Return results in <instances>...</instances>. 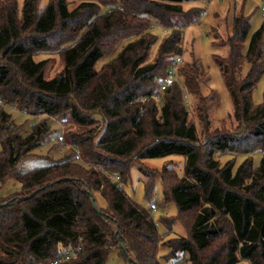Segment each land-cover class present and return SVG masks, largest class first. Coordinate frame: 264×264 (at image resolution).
<instances>
[{"label": "trees", "instance_id": "obj_1", "mask_svg": "<svg viewBox=\"0 0 264 264\" xmlns=\"http://www.w3.org/2000/svg\"><path fill=\"white\" fill-rule=\"evenodd\" d=\"M38 2L24 0L20 7L0 0V186L21 185L0 200V264H107L114 249L131 264H167L159 257L162 246L171 264H264V103L251 102L264 74V24L246 53L251 24L243 8L231 34L221 38L220 26L214 30L215 46L228 48L227 56L214 58L239 122L232 132L226 119L212 129L210 111L220 102L206 105L201 86L210 77L198 59L184 62L181 81L165 92L148 84L182 57L184 30L205 12L193 5L210 0H49L43 10ZM155 26L168 34L156 63L145 65L158 39ZM127 40L117 57L95 69ZM50 53L64 67L47 78L49 59L36 58ZM138 81L146 87L136 89ZM185 96L202 103L194 106ZM10 109L40 120L24 133ZM193 109L203 139L189 120ZM54 121L68 127L66 141L82 160L69 151L50 166L22 172L21 163L51 141ZM169 156L185 159L183 176L169 165L158 171L143 164ZM133 167L148 178V195L161 177L164 204L177 206L187 235L160 234L150 211L129 196ZM107 173L119 175L125 189ZM89 191L96 203V193L105 200L101 213ZM65 250L76 255L65 259Z\"/></svg>", "mask_w": 264, "mask_h": 264}, {"label": "rangeland", "instance_id": "obj_2", "mask_svg": "<svg viewBox=\"0 0 264 264\" xmlns=\"http://www.w3.org/2000/svg\"><path fill=\"white\" fill-rule=\"evenodd\" d=\"M19 6L22 7L24 0H17ZM38 6L40 10H43L48 4L49 0H38ZM80 3H72L70 8L74 9ZM192 4L186 6L189 7ZM193 6H202L205 12L202 14L199 22L187 27L184 30V52L182 55V60L185 63L191 62L194 58L198 59L207 72L210 81L204 82L201 86L202 96L208 99L206 103L207 106L216 104L220 105L217 108H212L210 111V118L212 121V129L221 128V121L226 119L225 130L235 132L239 127V122L234 117V105L231 94L226 86L225 79L220 71L219 65L215 60V56L225 57L228 54V48H221L215 46L214 30L220 26V37L226 34L232 33L233 18L237 16L241 9L243 8V14L249 18L251 29L248 39L245 43L244 52L246 53L251 37L263 26L264 24V11H262L258 6H256L253 0H210L209 3L203 5L201 3H195ZM177 21V19L175 20ZM227 26H226V24ZM153 33L158 37L156 44L151 48L145 65H152L156 63L158 57L159 48L163 42V39L168 34L167 30H163L159 26L153 28ZM221 37V38H222ZM55 39V37H54ZM132 40L125 41L116 51L109 57H105L100 60L95 69L101 71L106 63L112 60V58L117 57L121 52L122 48L127 45ZM49 59L46 69V77L52 78L62 71L64 67L63 60L59 54L50 53L43 54L36 58V60ZM183 62V64H184ZM160 73V72H159ZM164 75V74H163ZM163 75L156 74L148 82L149 85H154L157 88V83L161 80ZM180 82L181 79L178 78ZM146 83L138 81L135 85L136 89L138 87H146ZM214 90V91H213ZM215 92L216 95L212 97ZM186 100L192 101L194 106L198 103H202L199 98H189L185 96ZM203 97V98H204ZM251 102L254 106L261 105L264 103V74L258 82L257 86L254 88L251 94ZM162 106V102H159ZM212 106V107H213ZM12 114L13 122L17 127H21L24 133H29L32 127L38 123L40 118L28 116L16 109H10ZM189 120L194 123L197 127L199 137L204 138L203 127L199 120L196 118V112L193 109L190 112ZM61 122H53V136L51 141L44 143L39 148L35 149L30 156L26 158L20 165V170L22 172H30L33 170H40L47 166H50L53 162L61 159L69 150L64 146V144L58 142V137L61 132ZM68 129L67 126H65ZM72 129V127H71ZM75 130V128H73ZM73 130V131H74ZM2 146L0 143V151ZM244 156L236 157L235 170L244 161ZM262 159V154L257 153L253 155L254 166H259ZM228 160L227 157L223 161ZM143 164L151 169H156L158 171L162 170L165 165L174 168L178 176H183L185 159L180 156H169L165 158H155L147 159L143 161ZM148 178L144 176L137 167L131 169L130 177L126 185V191L134 201L139 205L147 208L154 221L157 224L158 231L160 234H165L171 230L173 234H178L179 236L187 235V229L185 225L177 219L178 209L175 204H164L163 191L164 185L160 176H156L152 181L151 194L148 192ZM21 190V185L15 181L9 180L2 186H0V200H4L6 197ZM97 206L100 208L106 207V202L100 195V193L95 194ZM155 204L157 209L155 211L150 210V205ZM166 219H171L172 222L170 226L165 223ZM172 237V236H170ZM169 253V248L162 246L159 250V257L163 263L171 264V260L168 261L164 257ZM107 264H131L126 261L121 255L120 250L114 249L109 255Z\"/></svg>", "mask_w": 264, "mask_h": 264}, {"label": "built area", "instance_id": "obj_3", "mask_svg": "<svg viewBox=\"0 0 264 264\" xmlns=\"http://www.w3.org/2000/svg\"><path fill=\"white\" fill-rule=\"evenodd\" d=\"M254 4L258 6L262 11H264V0H253ZM182 57H179L175 60V62L169 67L167 75L158 81L157 83V93H163L167 90L168 87L172 86L175 82L178 81V70L179 67L183 64ZM0 105H3L2 101L0 100ZM61 126V132L58 137V142L64 144V146L69 150L71 153L74 154V158L77 161H81V153L80 151L73 146L72 144L68 143L65 138V126L62 123H59ZM108 178L118 184L120 189H125L123 184L121 183V178L119 175L107 173ZM157 209L155 204L151 205V211H155ZM76 253L72 252L71 250H65L63 252V256L65 259H70L72 256H75ZM58 263V262H57ZM55 263V264H57Z\"/></svg>", "mask_w": 264, "mask_h": 264}, {"label": "water", "instance_id": "obj_4", "mask_svg": "<svg viewBox=\"0 0 264 264\" xmlns=\"http://www.w3.org/2000/svg\"><path fill=\"white\" fill-rule=\"evenodd\" d=\"M89 194H90V196L92 197V203H93V207H94V209H95L98 213H101V211L99 210V208H98V206H97V204H96V202H95V199L93 198V194H92V192L89 191Z\"/></svg>", "mask_w": 264, "mask_h": 264}]
</instances>
